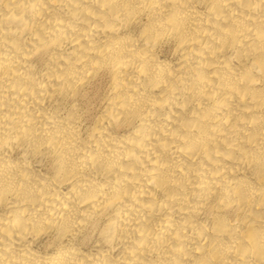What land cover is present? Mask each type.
Instances as JSON below:
<instances>
[{
  "label": "bare ground",
  "instance_id": "1",
  "mask_svg": "<svg viewBox=\"0 0 264 264\" xmlns=\"http://www.w3.org/2000/svg\"><path fill=\"white\" fill-rule=\"evenodd\" d=\"M0 264H264V0H0Z\"/></svg>",
  "mask_w": 264,
  "mask_h": 264
}]
</instances>
